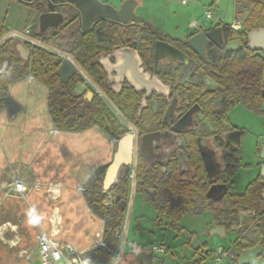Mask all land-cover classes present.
I'll return each mask as SVG.
<instances>
[{
    "label": "rangeland",
    "instance_id": "rangeland-1",
    "mask_svg": "<svg viewBox=\"0 0 264 264\" xmlns=\"http://www.w3.org/2000/svg\"><path fill=\"white\" fill-rule=\"evenodd\" d=\"M106 1L116 3L119 0ZM138 1L136 13L161 35L184 37L197 27L220 22L231 24L236 20L235 0ZM206 12L210 14L209 19ZM24 21L33 22L30 33H27ZM0 25H4L7 33L19 32L24 37H20L22 40L32 38L37 32L35 15L27 6L14 0H0ZM239 41L241 39H234L231 45H238ZM81 88L83 86L78 84L77 90ZM47 95L46 87L34 78L29 79L28 75L15 77L0 108L3 172L20 174L27 186L26 192L18 193L13 181L8 179L0 190V225L4 226L0 230V264H40L36 249V234L40 228L55 235L56 239L71 241L88 250L87 256L91 259L96 234L103 228V220L92 212L84 199L83 186L89 177L111 161L115 146L113 137L97 127L81 132L56 130L54 133ZM261 108L264 109V103ZM115 114L130 130L126 118ZM228 119L245 131L242 138L243 165L236 171L232 185L233 191L242 192L256 175L253 152L256 143H261L264 138V112L236 104L229 110ZM9 122L12 123L10 126ZM11 159L18 162L22 159L27 167L20 170L18 166L8 167ZM249 162H253L252 168L245 167L244 164ZM12 167L16 168L15 171ZM131 170L132 167L123 210L121 231L124 233L119 239L123 245L121 256L116 260L114 255L109 261L100 263L136 264L131 261L136 253L134 247L150 252L151 246L155 245L164 247L165 252H153L152 264H212L216 249H229L234 233L211 239L207 229L212 223V213L208 210L202 214L183 215L178 222L184 228L180 234L168 226L160 228L155 225L156 211L141 193L134 192ZM120 173L124 174L125 170L120 168ZM78 186L82 189L78 190ZM108 201L113 204L114 200ZM18 249L25 251L22 254Z\"/></svg>",
    "mask_w": 264,
    "mask_h": 264
},
{
    "label": "flooded vegetation",
    "instance_id": "flooded-vegetation-1",
    "mask_svg": "<svg viewBox=\"0 0 264 264\" xmlns=\"http://www.w3.org/2000/svg\"><path fill=\"white\" fill-rule=\"evenodd\" d=\"M14 1L24 4L35 15L37 32H32L33 37L26 39L30 41H26L20 38L24 37L16 30L7 33L4 25H0L6 29V33L0 38V41L2 40L0 46L8 40L11 41L22 60L30 57L28 45L42 48L59 60V77L63 61L69 60L74 66V72L68 80L77 78L81 80L76 82L74 92L85 100L100 99L113 114L117 113L126 118L132 128L130 132L134 134L133 157L129 165L132 167L134 192H136V163L141 162L148 169L158 172V177L174 173L176 177L191 179L196 177V169L191 166L189 156L191 153H197L202 163V177L208 182V187L196 205L201 209L198 213L202 214L207 210L212 213L208 234L212 232L224 238L228 233L233 232L234 242L240 235L248 232V223L256 219V211L240 210L239 223L230 230L217 223L214 215V210L227 209V198L244 193L249 183L261 178L264 185V178L261 177L264 164V159L261 158V155H264V138L261 143H256L253 152L256 159L255 177L246 184L242 192L233 191L235 173L243 165L242 138L245 134L243 128L233 125L228 119L229 110L236 104L218 116V124L212 123L206 117V108L203 105V103L209 104L210 98L223 94L221 84L223 75L219 70L220 65L226 52L241 47L240 41L235 46L231 45L234 39L226 41L227 23L197 27L193 31H188L184 37H174L161 35L152 24L146 22L144 17L140 21H126V15L122 16L125 18L123 20L98 16L85 24L81 11L70 1L59 3H53L51 0ZM98 1L109 4L117 10L124 2L132 1L135 3V14L140 16L136 13L138 0H119L116 3ZM42 14H53L57 19L55 21L50 19L46 23L48 25L42 27L40 23ZM24 23L27 25V33H30L33 22L24 21ZM196 34H202L207 39L203 50L199 45L195 44L191 47L189 44V39ZM158 40L168 42L182 55L174 57L161 55L157 58ZM81 42L89 43V55L85 56L84 60L90 64L93 75L82 67V62L78 59ZM23 48L27 51L25 52ZM251 51L264 57V49ZM78 84L83 86L81 90H77ZM262 91H264V76L260 87V112H264L261 108L264 103ZM119 102L127 107L130 106V109H135L136 105L134 112L135 119L138 120L136 125L125 116ZM237 104L244 105L241 102ZM220 108H222L221 100H215L212 105L213 112L218 114ZM192 143L195 146L193 151ZM244 165L252 168L253 162ZM263 192L264 188L261 193L264 199ZM141 194L146 199L145 195ZM188 213L196 212H186L183 215ZM261 217L259 223L264 230V213ZM178 222V227L184 229ZM165 226L169 227L167 219H164L163 226L158 227ZM220 228L224 229V235L219 234L222 233L218 230ZM215 230L219 233H215ZM262 248L259 256L264 258V247ZM238 258L239 256L237 264ZM233 259H235L234 255ZM232 260L226 264H233Z\"/></svg>",
    "mask_w": 264,
    "mask_h": 264
},
{
    "label": "trees",
    "instance_id": "trees-1",
    "mask_svg": "<svg viewBox=\"0 0 264 264\" xmlns=\"http://www.w3.org/2000/svg\"><path fill=\"white\" fill-rule=\"evenodd\" d=\"M235 19L241 22V29L233 30L231 24H226V41L241 39V47L225 53L223 63L220 65L222 76L223 94L210 98V103H203L206 108V117L218 124V116L229 107L243 103L249 109L259 111L261 102L260 87L264 76V57L247 48V33L258 28H264V0H235ZM6 29L0 27V38ZM78 59L82 67L93 75V70L84 57L89 55V43L81 42ZM30 57L22 60L16 52L11 41H6L0 46V108L5 103L8 86L15 77L31 75L41 85L45 86L47 95V108L52 124L57 131L81 132L91 127L110 134L116 141L129 132L115 114L106 106L104 101L93 98L85 100L74 92L75 80L62 81L59 77V60L48 54L42 48L29 47ZM221 100L222 108L215 114L212 105L215 100ZM121 110L133 125L137 124L135 109H130L119 102ZM208 104V105H207ZM194 141V140H193ZM194 143L191 149L194 150ZM116 145V143L114 144ZM115 151V146L113 148ZM189 162L196 169V177L183 179L174 173L158 177V172L152 171L141 162L135 165V191L143 193L152 203L156 211L157 226L164 225L168 220L169 227L177 232L183 229L178 227L179 218L186 212H199L196 203L204 196L208 182L202 177V163L197 153H191ZM129 166H123L124 174H118L114 183L107 191L102 190V178L106 166L101 167L94 176L89 177L83 186V196L92 212L103 220L102 238L104 246L93 249L89 264H102L100 261H109L114 257L119 246L117 233L123 224V211L117 205L127 198L129 188ZM264 185L261 178L249 183L244 193L231 195L227 198V209L215 211V220L230 230L239 223L238 212L242 209L257 212L256 219L249 224L246 234L240 235L230 244L229 250L235 256L233 264H237L240 252L256 244L264 247V230L260 227L259 220L264 213V199L261 196ZM113 199V204L108 200ZM188 245L189 242H187ZM204 246V244H203ZM196 253V251H195ZM139 264V263H137Z\"/></svg>",
    "mask_w": 264,
    "mask_h": 264
},
{
    "label": "water",
    "instance_id": "water-1",
    "mask_svg": "<svg viewBox=\"0 0 264 264\" xmlns=\"http://www.w3.org/2000/svg\"><path fill=\"white\" fill-rule=\"evenodd\" d=\"M30 1V0H25ZM53 3H59L64 1H70L75 4L77 8L82 13L83 22L85 24L90 23L93 19L98 16H104L112 19L123 20V15H126V21L135 20L140 21L143 20V17L137 16L134 12L135 3L132 1H126L122 4L119 10L115 9L113 6L109 4H103L98 0H51ZM52 19L55 21L57 19L56 15L53 14H42L40 16L41 26L48 25V21ZM247 41L248 48L250 50L256 49H264V28H258L247 33ZM207 39L202 34H196L189 39V44L191 47L194 45H199L202 50L205 47ZM24 49V48H23ZM26 52L27 50L24 49ZM178 56L182 55L180 51L170 45L168 42L158 40L156 42V57L160 56ZM74 72L73 64L65 59L63 64L60 67V79L62 81H67ZM262 95L264 96V91H262ZM180 123V122H178ZM178 125V124H177ZM133 144H134V134L133 132H127L122 135L117 141L115 145V151L113 153L112 159L109 164L106 166L104 171V175L102 178V190L107 191L111 185L114 183L120 168L123 166H129L132 163L133 157ZM264 149V148H263ZM261 158L264 159V155H261ZM183 161H181L182 164ZM261 177L264 178V164L261 170ZM264 197V192H263ZM126 206V200H122L117 205L118 209L124 210ZM264 228V225H263ZM221 231L222 233L218 232ZM215 230V233H219L220 235H224V229L220 228ZM263 248L260 245H255L254 247L247 248L242 250L238 258V264H264V258L259 256L262 252ZM153 259L152 252H139L134 257V261L140 264H150Z\"/></svg>",
    "mask_w": 264,
    "mask_h": 264
},
{
    "label": "built area",
    "instance_id": "built-area-1",
    "mask_svg": "<svg viewBox=\"0 0 264 264\" xmlns=\"http://www.w3.org/2000/svg\"><path fill=\"white\" fill-rule=\"evenodd\" d=\"M206 18H210L209 12H206ZM230 26L233 30H239L241 29V22L236 19ZM28 78L31 79L32 76L28 75ZM129 129V131H132L131 127H129ZM53 132L55 133L56 129H54ZM113 140L116 143V139L113 138ZM13 184L16 192L24 193L27 191V186H25V184H23V182L19 179H15ZM77 189L81 190L82 188L78 186ZM117 237L119 239L123 237L122 231L117 233ZM36 245L40 264H89V260L87 258L88 250L78 247L71 241L56 239L55 235L46 232L41 228L36 234ZM103 246L104 242L101 231L96 234V240L93 244L92 250ZM121 248L122 247L119 244L118 249L114 253L116 260H118L121 256ZM150 252L163 253L165 252V249L162 246L153 245L151 246ZM213 257L214 259L212 260V264H226V261L229 262L232 260L233 254L229 249L224 250L223 248H218L213 252Z\"/></svg>",
    "mask_w": 264,
    "mask_h": 264
},
{
    "label": "crops",
    "instance_id": "crops-1",
    "mask_svg": "<svg viewBox=\"0 0 264 264\" xmlns=\"http://www.w3.org/2000/svg\"><path fill=\"white\" fill-rule=\"evenodd\" d=\"M15 122H13V124H14ZM12 123L11 122H9V124H8V126H10ZM6 126V125H5ZM2 127H0V134H1V132H2ZM1 147L0 148H3L4 146H3V144L1 143V145H0ZM11 146V145H10ZM9 146V147H10ZM22 153V152H21ZM24 153V152H23ZM23 159V158H22ZM21 159V162H18V160H16V159H11L12 161H10L9 160V162H8V164H7V166L8 167H11V166H18L19 168H18V170H20V168L22 167V168H26L27 167V165L25 164V162H23V160H27L26 158H24L23 160ZM4 163V164H3ZM4 165H5V162H0V190L2 189V187H3V183H5L8 179H11V181H14L15 179H19V180H21L22 181V179H23V177H21L20 176V174H11V172H3V171H5V167H4ZM6 166V167H7ZM13 168V167H12ZM15 167L13 168V171H15ZM7 225V224H6ZM10 226H13V224H10ZM162 228H164V227H162ZM2 229H4V226H2V225H0V230H2ZM123 230V229H122ZM122 233H124V231H122ZM208 233V232H207ZM209 235H210V238L212 239L214 236H216L215 234H213L212 232L211 233H209ZM214 235V236H213ZM14 241V240H13ZM119 243H120V241H119ZM190 244H191V240H190ZM120 246L123 248V245L120 243ZM135 248V250H136V253L135 254H138L139 252H142L143 250L141 249L140 250V248L139 247H134ZM25 249V248H24ZM24 249H18V250H21V253L22 252H24L25 250ZM36 249H37V246H36ZM144 252V251H143ZM23 254V253H22ZM133 255V259H131V261H133L134 263H136L137 264V262H135L134 261V257L136 256V255ZM28 255L29 254H27V256H26V258H28ZM154 258V257H153ZM152 262H153V259H152ZM152 262L150 263V264H152ZM140 264V263H139Z\"/></svg>",
    "mask_w": 264,
    "mask_h": 264
}]
</instances>
